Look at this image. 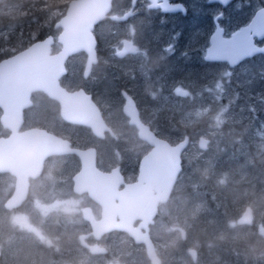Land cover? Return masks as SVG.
Masks as SVG:
<instances>
[{
	"label": "flooded vegetation",
	"instance_id": "af4514ba",
	"mask_svg": "<svg viewBox=\"0 0 264 264\" xmlns=\"http://www.w3.org/2000/svg\"><path fill=\"white\" fill-rule=\"evenodd\" d=\"M180 4L187 8V15L173 11ZM252 7L253 9L249 10L240 22L233 26L226 25L225 20L228 16L243 13L240 10ZM218 13H222L223 18L217 24L214 23L213 17ZM256 15V20L252 24ZM139 19L144 21L145 30L160 31L161 35L149 40L146 35L144 40H140L136 35V23ZM107 22L119 30L128 24L132 27L130 35L123 36L118 45L103 51L99 48L100 42L95 33L98 26ZM181 29L182 32L176 34ZM56 30L59 29L55 28ZM92 32L96 40L95 61L90 65L88 74L84 75L87 55L85 52H79L65 61L66 74L60 78L59 84L67 92L81 90L90 97L99 114L97 127L93 124L96 130L87 125L63 120L57 102L41 92L31 94V105L22 111L23 122L17 133L22 134L32 128L42 130L67 142L68 151L62 154L42 152L38 156L23 153L22 150L26 148L22 147L20 142L16 153L17 162L12 164L0 161V264H152L145 244L133 241L127 231L115 227V224L121 222L118 215H114L115 224L112 220L108 225L102 222L104 212L102 203L110 202L112 207L117 206L118 193L126 187L138 185V189H132L131 193L136 194L139 199L148 196V201L157 193H162V189L156 188V184L165 178L160 170L151 168L150 164L146 163L144 173H141L140 177L141 161L149 156L153 146L138 137V127L132 122L134 120L141 126H147L156 138L168 142L171 146L184 139L187 140L179 156L180 168L173 186L164 200L156 204L152 222L147 224L146 232L152 243L156 264H183L181 256H189L192 263L200 261L201 264H206L211 256L200 251H204V247L198 249L196 244L187 241L185 230L181 226L183 221H189V228L192 229L193 218H182L177 200L183 192L180 187L182 172L187 159L186 153L192 146L193 134L204 129L214 130L211 117L206 116L208 113H205L202 123L190 127L178 125L176 118V126L183 131V136L182 139L175 138L170 142L161 137L162 135H158V132L149 125L130 87L118 92L122 102L117 114L111 113V110L117 106V97L111 94L115 101L110 100L108 104L100 98L96 85L88 81L94 78L98 67L104 66L103 57L107 56L104 53H113L110 56L119 63L118 66L127 62L132 67L139 63L128 72L134 75L135 79L140 77L145 79L147 76L150 84L145 88L154 91L157 95L163 92L164 76L159 74L156 76L155 73L150 72L153 68L149 72L145 71L150 69L152 58L153 62H156L155 65L160 64L161 60L155 53H185L181 57L175 56L172 63L182 60L197 69L221 64L234 70L245 63L259 58L264 59V0H230L227 6L215 0L212 2L210 0H111L110 11L94 26ZM237 32L241 33L233 40ZM48 36L55 38L53 35ZM177 36L178 38H175ZM184 38L189 41L183 46L181 43ZM172 44L175 46L174 49ZM137 53H146V57H149L146 63H141ZM207 53L255 54L230 67L227 62L207 59ZM78 55L81 59V83L71 88L65 85V80L68 78L67 69H69V61ZM190 58H194V61L192 62ZM165 79H167L166 75ZM176 93L186 96L184 90H178ZM35 96H41L43 101L53 103L58 109V113L47 114L44 117L47 118L48 125L42 127L26 125L27 112L33 109L35 101L32 97ZM199 103L201 108L206 107L210 104V99L207 97L201 102L193 101L189 109H197ZM141 105L144 104L141 102ZM10 133L0 123V140L8 138ZM202 139L205 141L204 148L199 145ZM197 142L200 150H207L206 138L200 136ZM4 151L0 149V153ZM78 152H82L83 158H81L86 160L85 170L82 168V160ZM91 160L93 167L90 165ZM18 181L19 187H17ZM83 185L88 189L100 186L106 200L92 198L88 191L81 190ZM184 192H188V189ZM15 195L18 200L13 199ZM173 199L175 200L173 214H177L181 226H171V219L168 216L171 209L167 208ZM244 210L241 214L242 219ZM250 213V224L245 223L243 219L247 225L252 224V210ZM123 216L128 217V213ZM158 221L167 222L170 229L169 237L174 239V234L178 233L179 241L167 239L158 242L153 232ZM140 222L141 220L133 221L131 227L138 228ZM139 230L140 233H145L143 227H139Z\"/></svg>",
	"mask_w": 264,
	"mask_h": 264
},
{
	"label": "rangeland",
	"instance_id": "374dc122",
	"mask_svg": "<svg viewBox=\"0 0 264 264\" xmlns=\"http://www.w3.org/2000/svg\"><path fill=\"white\" fill-rule=\"evenodd\" d=\"M3 1L0 0V16L11 17L18 13L15 5H7ZM57 6L52 8L60 12ZM252 9L253 7L240 10L243 13L238 11L239 14L228 16L226 25L237 24ZM17 22H2L0 38L19 27ZM143 23L142 19L136 23V35L140 40H144L146 35L147 40L161 35L160 31L145 30ZM131 27L128 24L119 30L108 22L98 26L94 33L100 42L99 48L104 51L115 47L123 36L130 35ZM180 32L182 29L176 34ZM58 33L59 30H56L53 36L56 37ZM186 41L189 40L184 38L181 45L184 46ZM112 54L104 53L107 55L103 57L104 66L100 65L103 67H98L94 78L88 81L96 85L100 98L108 104L110 100L115 101L111 94L117 97V106L111 113L119 114L122 100L118 92L130 87L149 125L170 142L175 138L182 139L183 136V131L176 126V118L178 125L190 127L202 123L203 115L208 113L206 116H210L214 123V130L204 129L193 134L192 146L186 153L187 159L182 172L180 187L183 192L177 200V206L181 209L183 219L193 218L192 229L189 228V221H183L182 226L178 223L177 214H173L174 199L167 208L171 209L168 215L171 226H181L188 242L196 244L198 249L204 247V251H200L211 256L206 264H264V59L245 63L234 70L221 64L202 69L197 66L198 70L186 61L172 63L175 56L181 57L185 53H155L161 60L160 64L155 65L152 58L150 69L145 71L149 72L153 68L150 72L156 76H164L163 92L157 95L145 88L150 84L147 76L145 79H135L128 72L139 63L130 67L125 62L118 66L119 63L110 56ZM137 57L142 64L149 58L146 53H137ZM190 59L194 61V58ZM80 66L79 55L69 61L65 85L75 88L81 83ZM178 90H184L186 96L177 94ZM207 97L210 99L209 105L201 108L199 103L197 109H189L191 102H201ZM33 99L35 103L33 109L27 112L26 125H48L47 118L44 117L58 113L57 107L43 101L41 96L32 97ZM200 136L208 140L205 151L197 146ZM186 189L188 192H184ZM246 207H251L252 210L251 225L245 224L241 218ZM153 232L158 242L167 239L179 241L178 233L174 234V239L169 237L167 222L158 221ZM260 247L263 250H259ZM181 260L183 264H201L200 261L192 263L189 256H181Z\"/></svg>",
	"mask_w": 264,
	"mask_h": 264
},
{
	"label": "water",
	"instance_id": "95a60500",
	"mask_svg": "<svg viewBox=\"0 0 264 264\" xmlns=\"http://www.w3.org/2000/svg\"><path fill=\"white\" fill-rule=\"evenodd\" d=\"M110 8L111 0H70L64 15L54 25V28L59 29L55 38L47 36L41 40H36L25 49L0 61V109L2 110L0 123L11 132L8 138L0 140V149L5 150L0 153L1 162L12 164L17 162L16 153L20 142L22 147L26 148L25 151L22 150L23 153L37 154L38 156L42 152L44 154H62L68 151L67 142L42 130L32 128L22 134L17 133L23 122L22 111L31 105L30 97L34 92H41L49 99L57 102L59 114L63 120L73 124L87 125L96 130L94 125L97 127L99 114L96 106L90 101V97L81 90L67 92L60 86L59 80L66 74L65 61L68 57L79 52H85L87 55L84 75L88 74L90 65L95 61L96 40L92 30L107 15ZM240 33L237 32L233 36V40L237 39ZM54 42L59 44L60 48L53 53L52 45ZM254 54L207 53L206 58L227 62L230 67H233L244 58ZM132 122L138 127V137L153 146L149 156L141 161L140 177L142 176L141 173H144L146 163H149L151 168L160 170L165 178L156 184V188L162 189V193H157L148 201V196L139 199L136 194L131 193L132 189H138V185L126 187L118 193L117 206L112 207L110 202L102 203L104 210L102 222L108 225L112 220L115 224L114 215H118L121 222L115 224V227L127 231L133 241L144 243L152 264H156L157 259L154 256L152 243L146 232L147 224L152 222L156 204L164 200L173 186L180 168L179 156L187 140L184 139L175 146H171L168 142L156 138L147 126L139 125L136 120ZM199 145L204 148L205 141L200 140ZM78 154L80 158H83L82 152H78ZM82 158V168L85 170L86 160ZM90 165L93 167L92 160ZM18 184L19 181L17 187H19ZM81 190L88 191L92 198L106 200L100 186L88 189L83 185ZM22 192L24 193L23 190ZM14 198L18 200L16 195ZM250 211V207H246L243 213V219L247 224L251 223ZM126 213H128V217L123 216ZM135 220H141L138 228L131 227ZM139 227H143L145 233H140Z\"/></svg>",
	"mask_w": 264,
	"mask_h": 264
},
{
	"label": "trees",
	"instance_id": "16d2710c",
	"mask_svg": "<svg viewBox=\"0 0 264 264\" xmlns=\"http://www.w3.org/2000/svg\"><path fill=\"white\" fill-rule=\"evenodd\" d=\"M68 1L69 0H4L3 2L7 5H15L14 8L16 11L18 10V13L14 14V17L1 15L0 24L6 20H14V22L18 21L17 24L20 25L12 29L6 36H1L0 60L25 49L35 40L42 39L48 35H54V25L64 13ZM50 5H58L57 8H60V12L55 11ZM58 46L59 45L54 42L52 46L53 52L59 50ZM260 249L263 250L262 247H260L259 250Z\"/></svg>",
	"mask_w": 264,
	"mask_h": 264
},
{
	"label": "snow or ice",
	"instance_id": "6c2138e0",
	"mask_svg": "<svg viewBox=\"0 0 264 264\" xmlns=\"http://www.w3.org/2000/svg\"><path fill=\"white\" fill-rule=\"evenodd\" d=\"M210 2H212V0H210ZM215 2H218V3H221V4L225 5V6H227L228 3H230V0H215ZM173 11H179L182 14L187 15V11L188 10L183 4H180L175 9H173ZM222 18H223L222 13H218L217 15H214V17H213L214 23L218 24L219 20L222 19ZM175 38H178V36L175 37ZM174 47H175L174 44H172V48L173 49H174Z\"/></svg>",
	"mask_w": 264,
	"mask_h": 264
},
{
	"label": "bare ground",
	"instance_id": "6f19581e",
	"mask_svg": "<svg viewBox=\"0 0 264 264\" xmlns=\"http://www.w3.org/2000/svg\"><path fill=\"white\" fill-rule=\"evenodd\" d=\"M230 128V127H229ZM251 208V207H250Z\"/></svg>",
	"mask_w": 264,
	"mask_h": 264
}]
</instances>
